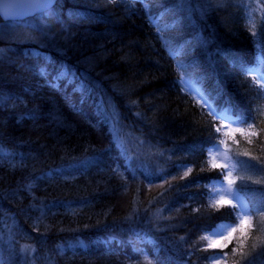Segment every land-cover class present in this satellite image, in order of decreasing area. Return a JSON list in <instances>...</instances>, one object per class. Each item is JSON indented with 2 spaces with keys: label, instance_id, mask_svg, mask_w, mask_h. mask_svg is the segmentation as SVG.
<instances>
[{
  "label": "trees",
  "instance_id": "1",
  "mask_svg": "<svg viewBox=\"0 0 264 264\" xmlns=\"http://www.w3.org/2000/svg\"><path fill=\"white\" fill-rule=\"evenodd\" d=\"M33 20L0 17V37L15 35L0 47V264H264V84L252 74L264 71V0H60ZM183 78L218 114L254 119L225 129ZM250 125L251 143L233 131ZM212 140L237 163L251 222L242 245L239 234L205 250L202 237L240 215L211 195L226 176Z\"/></svg>",
  "mask_w": 264,
  "mask_h": 264
},
{
  "label": "rangeland",
  "instance_id": "2",
  "mask_svg": "<svg viewBox=\"0 0 264 264\" xmlns=\"http://www.w3.org/2000/svg\"><path fill=\"white\" fill-rule=\"evenodd\" d=\"M256 74L259 77L260 81L264 84V71L262 69L256 70ZM192 95H196L201 102H203L205 105H212L208 98L206 97L205 93L202 91V88L197 85L194 81L190 79H183L181 83ZM222 121L225 125V129L232 130V128H236L239 126V121L236 117L233 115L225 112L222 114ZM219 148L218 150L216 148H212L211 151V159L212 163L217 164H227L228 167L226 168V176L228 173H231V179L233 183L231 185L228 184L227 179L223 178L221 181H218L215 186H213L214 190V201L215 204L221 199L224 200H231L233 205H236L239 207L240 215L239 219L237 221V224H228V223H221L219 224L213 232L220 231L223 233V235H213L211 232L208 234V241L211 240H223L224 237L228 235L229 232H231L233 227H239V220L244 218V215H247L249 219V224L251 222V216L249 214V201L239 192V190L234 185V172L237 169V163L233 159V156L230 153V150L222 145L218 144ZM213 156H215V160H213ZM218 205V204H217ZM240 232L237 231L235 233L236 235H239ZM234 236V237H235Z\"/></svg>",
  "mask_w": 264,
  "mask_h": 264
},
{
  "label": "snow or ice",
  "instance_id": "3",
  "mask_svg": "<svg viewBox=\"0 0 264 264\" xmlns=\"http://www.w3.org/2000/svg\"><path fill=\"white\" fill-rule=\"evenodd\" d=\"M53 2H54V0H31V3L25 5V4H21V3L17 2V0H0V16H4L5 18L15 17V16L20 14L18 10L21 8H28L29 10H47ZM260 35L262 38H264V26L261 27ZM41 75L48 80L50 85L56 83V80L59 78V73L56 70L49 72V71H47V69H45L41 72ZM66 82H67L66 78L61 80V83H66ZM212 110H213L212 105H209V111L212 112ZM249 119H254V117L246 116L243 118V120H241L239 122L247 123ZM217 131H219V129H217ZM233 131L239 132L242 136H244L248 140L249 143H251L250 137L259 135L258 132L251 130V125L249 127V130H247V131H245L244 129H235ZM229 135H232V133H229ZM210 143L212 144V147H214L218 150L219 145L215 143V140L210 141ZM237 143H238V141H237ZM246 155H247V153H246ZM213 160H215V156H213ZM212 167L213 168L226 169L228 167V165L227 164L213 163ZM190 172H191V169L189 168L188 171L184 173V175L187 176L190 174ZM224 178L227 179L229 185H231L233 183V181L231 179V173H228V175L225 176ZM217 204H219L221 206L230 205L233 208V211L234 212L236 211V205H233L231 200L221 199L217 202ZM215 206L216 205H213V207H215ZM238 223H239V227L238 228L233 227L231 232H229L228 235L226 237H224L223 240H211L206 245L205 250H207L209 248L210 249L226 248L228 246V244H230L233 241V238H234L235 233L237 231L240 232V243L242 245L244 242V239L247 235V228L249 225V219H248L247 215H244V218L239 220ZM212 234L213 235H223V233L220 231L213 232ZM202 239L208 240L209 238L208 237H202ZM234 251H242V249L237 248V249H234ZM223 255H225V253H223L222 251L216 252L212 256H210L209 259L219 260V258ZM148 264H151V261H148Z\"/></svg>",
  "mask_w": 264,
  "mask_h": 264
},
{
  "label": "bare ground",
  "instance_id": "4",
  "mask_svg": "<svg viewBox=\"0 0 264 264\" xmlns=\"http://www.w3.org/2000/svg\"><path fill=\"white\" fill-rule=\"evenodd\" d=\"M60 0H55L54 1V3L47 9V10H33L32 11V13L31 14H29V15H25V16H22V17H15V18H5L4 16H0L4 21H6V22H22V21H26V20H30L31 22H33L34 20V18L35 17H40V16H42V15H46V14H48V13H50L51 11H53L54 10V8H55V6H56V4L59 2ZM76 14V12H73V15H75ZM60 17H58V18H56L53 22H51L50 24H48L46 27V29L45 30H47V31H49V33H47V34H45L46 36H45V41L44 42H42V43H46L45 45H50V43L51 44H54V42L56 41V38H55V34H56V31H57V27H58V25H59V29H61V21H60V19H63L62 18V16H65L66 15V13L65 12H61L60 13ZM33 20V21H32ZM5 27H6V25L5 24H3L2 22H0V31H1V33H3L4 32V30H5ZM14 34H12V33H7V34H5V35H3V36H1L0 37V47H4V48H8V47H10L9 46V43H8V41L10 40V39H12V38H14ZM51 47L49 46V49H50ZM58 48L59 47H53L52 49H50V53L51 54H54V55H60V51H58ZM236 59V61H234V60H232L231 59V64H233V66L234 65H239L240 64V62H239V60H238V58H235ZM40 69H41V66H38ZM252 74L255 76V77H258L257 76V74H256V70H254V71H252ZM27 77H28V80H29V87L32 89V88H34L36 85H37V83H39L38 82V80L36 79V77H34L33 75H31L30 73H29V71H28V75H27ZM259 78V77H258ZM183 79H185V78H183ZM183 79H182V81H183ZM218 80L217 81H214L213 82V85H214V87H215V89L217 90V89H221V88H223L225 85L224 84H222L221 83V80L219 79V78H217ZM192 80V79H191ZM182 81H181V83H182ZM35 85V86H34ZM0 86H3V84H0ZM183 86V85H182ZM184 87V86H183ZM201 87V86H200ZM185 88V87H184ZM202 88V87H201ZM186 89V88H185ZM186 91H188L187 89H186ZM202 91L205 93V95H206V97L208 98V100L210 101V99H209V97H208V95H207V93L203 90V88H202ZM188 92H190V91H188ZM195 99H196V101L198 102V106L199 107H201L207 114H218V112H217V107L216 106H214V104H212L211 102V104H212V107H213V110H212V112H210L209 111V106L208 105H205L203 102H201L200 100H199V98L196 96V95H194L193 96ZM222 114L223 113H220V114H218L219 115V117L221 118V120H222ZM235 117V116H234ZM223 122V121H222ZM21 123H24L23 122V116H21L20 117V121H19V124L21 125ZM18 124V125H19ZM19 125V126H20ZM224 125V124H223ZM225 126V125H224ZM8 141L10 142V143H15L14 142V140H9L8 139ZM20 144H22V143H20ZM35 145V144H34ZM25 158V159H27V160H35L36 158H37V155H36V150H34L33 148H31L30 146H26V145H24V149H23V151H22V153H21V158ZM234 159V158H233ZM235 160V159H234ZM236 162V161H235ZM222 180V179H221ZM221 180H219V181H221ZM217 183V182H216ZM216 183L214 182V184L212 185V189H213V186H215L216 185ZM211 195H213V197H214V190L211 192ZM0 201H1V198H0ZM6 212V209L4 208V206L2 207V206H0V217H1V215L2 214H4ZM7 222V220H5V221H2L1 222V225H4L5 223ZM223 223H225V222H223ZM229 224V223H228ZM0 229H1V227H0ZM0 240L2 241V236L0 235ZM1 241H0V259H1V257L3 256V249H2V244H1ZM29 248H31V244H29V243H27L26 244ZM8 249V251H9V253H10V255H22V254H25V253H27V250H28V248L25 246H22V245H20V247L19 248H13V247H8L7 248ZM263 249H264V246H263Z\"/></svg>",
  "mask_w": 264,
  "mask_h": 264
},
{
  "label": "water",
  "instance_id": "5",
  "mask_svg": "<svg viewBox=\"0 0 264 264\" xmlns=\"http://www.w3.org/2000/svg\"><path fill=\"white\" fill-rule=\"evenodd\" d=\"M55 1V0H54ZM17 2H19V3H21V4H25V5H27V4H29V3H31V0H17ZM54 3V2H53ZM52 3V4H53ZM51 4V5H52ZM50 5V6H51ZM19 11V15H17V16H15V17H22V16H25V15H29V14H31L32 13V11L33 10H29L28 8H21V9H19L18 10ZM15 17H11V18H15Z\"/></svg>",
  "mask_w": 264,
  "mask_h": 264
}]
</instances>
